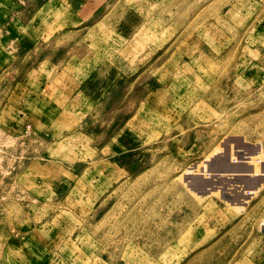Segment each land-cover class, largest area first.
<instances>
[{
  "label": "rangeland",
  "instance_id": "obj_1",
  "mask_svg": "<svg viewBox=\"0 0 264 264\" xmlns=\"http://www.w3.org/2000/svg\"><path fill=\"white\" fill-rule=\"evenodd\" d=\"M86 1L0 0V264H264V0Z\"/></svg>",
  "mask_w": 264,
  "mask_h": 264
},
{
  "label": "crops",
  "instance_id": "obj_2",
  "mask_svg": "<svg viewBox=\"0 0 264 264\" xmlns=\"http://www.w3.org/2000/svg\"><path fill=\"white\" fill-rule=\"evenodd\" d=\"M106 0H87L83 5L78 7V12L87 13V12H96L98 9L103 7Z\"/></svg>",
  "mask_w": 264,
  "mask_h": 264
},
{
  "label": "bare ground",
  "instance_id": "obj_3",
  "mask_svg": "<svg viewBox=\"0 0 264 264\" xmlns=\"http://www.w3.org/2000/svg\"><path fill=\"white\" fill-rule=\"evenodd\" d=\"M137 47V46H136Z\"/></svg>",
  "mask_w": 264,
  "mask_h": 264
}]
</instances>
